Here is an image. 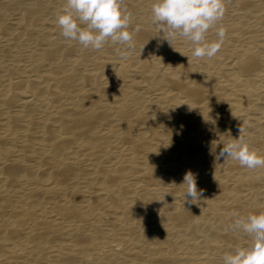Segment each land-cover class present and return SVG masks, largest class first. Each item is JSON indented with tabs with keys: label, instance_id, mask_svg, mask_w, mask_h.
<instances>
[{
	"label": "bare ground",
	"instance_id": "6f19581e",
	"mask_svg": "<svg viewBox=\"0 0 264 264\" xmlns=\"http://www.w3.org/2000/svg\"><path fill=\"white\" fill-rule=\"evenodd\" d=\"M65 3L0 0V264H222L251 240L231 213L264 212V168L216 159L240 127L264 156V0H224L210 59L161 39L153 0H121L126 60L85 49Z\"/></svg>",
	"mask_w": 264,
	"mask_h": 264
},
{
	"label": "clouds",
	"instance_id": "9594fccd",
	"mask_svg": "<svg viewBox=\"0 0 264 264\" xmlns=\"http://www.w3.org/2000/svg\"><path fill=\"white\" fill-rule=\"evenodd\" d=\"M225 10L224 0H153L151 23L170 46L178 38H183L193 46L192 58L210 59L218 53L226 32L220 27L217 39L212 42H208L207 34L223 19ZM56 23L65 39L77 41L85 49L101 51L110 42L117 46L122 60H126L134 50V36L140 31L139 25L132 31L128 30L131 14L122 9L121 0H66L57 14ZM239 133V138L224 145L216 159L236 161L250 170L264 168V156L250 148L243 127L239 128ZM181 185H186L184 201L189 204L203 195V191L198 192L191 172L185 174ZM231 216L234 219L226 230L242 232L251 240L247 246H236L233 251L224 253L222 264H264V212L243 216L233 211Z\"/></svg>",
	"mask_w": 264,
	"mask_h": 264
}]
</instances>
